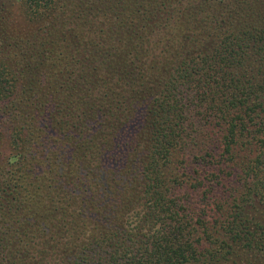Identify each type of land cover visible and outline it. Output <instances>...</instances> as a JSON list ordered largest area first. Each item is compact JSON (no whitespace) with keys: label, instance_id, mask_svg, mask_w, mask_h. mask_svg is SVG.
Wrapping results in <instances>:
<instances>
[{"label":"trees","instance_id":"trees-1","mask_svg":"<svg viewBox=\"0 0 264 264\" xmlns=\"http://www.w3.org/2000/svg\"><path fill=\"white\" fill-rule=\"evenodd\" d=\"M0 264H264V0H0Z\"/></svg>","mask_w":264,"mask_h":264}]
</instances>
